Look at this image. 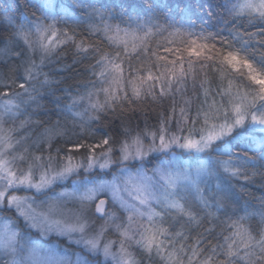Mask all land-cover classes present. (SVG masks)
<instances>
[{
  "label": "snow or ice",
  "instance_id": "snow-or-ice-1",
  "mask_svg": "<svg viewBox=\"0 0 264 264\" xmlns=\"http://www.w3.org/2000/svg\"><path fill=\"white\" fill-rule=\"evenodd\" d=\"M28 6L33 11L18 16L8 14L10 6L0 9L10 30L0 31V264H264V200L258 212L232 203L240 199L233 181L264 177V39H257L264 37V0L210 5L204 11L209 20L219 17L215 31L197 29L191 5L178 8L176 19L164 0ZM237 21L257 31L230 27ZM82 26L116 50L89 43ZM155 36H165L163 55L150 48ZM69 46L95 59L94 79L76 95L50 74L61 70L55 66ZM149 52L145 65L139 57ZM209 68L218 77L215 89ZM46 96L71 125L57 121L33 136L41 127L33 116L42 114ZM165 98L171 106L151 127L99 137L92 130L118 110L123 124L124 104L135 113L134 103ZM57 136L65 138L63 147L54 145ZM257 165L259 173L249 175ZM219 214L227 217L222 243H186L192 225L218 221ZM256 215L259 225L252 226ZM61 238L80 251L63 247Z\"/></svg>",
  "mask_w": 264,
  "mask_h": 264
},
{
  "label": "trees",
  "instance_id": "trees-1",
  "mask_svg": "<svg viewBox=\"0 0 264 264\" xmlns=\"http://www.w3.org/2000/svg\"><path fill=\"white\" fill-rule=\"evenodd\" d=\"M165 3L169 4L172 8V13L175 14V18L179 19L181 12L177 11L179 8L183 10L186 5H191L194 8L193 20L197 25V29L204 28L208 31H215L217 26V20L219 17H215L212 20H209L207 13L204 9L210 7V5L222 3L223 0H164ZM29 0H0V9H7L9 6L11 7V12L8 14L20 15L24 12L31 13L33 9L29 6ZM203 5V8L200 7ZM119 11V9H117ZM218 12H222V9H218ZM163 15V13H162ZM224 19H228L225 15ZM19 22V21H17ZM113 23H118L119 21H112ZM163 23V19L161 20ZM243 24V27L240 25ZM223 27V25H219ZM85 27L82 26L79 31L87 36L85 32ZM230 27L238 28L239 31L244 32L247 31L249 33H254L257 31V28L250 26L247 21H237L231 22ZM0 31H4L6 35H10V30L6 29V25L0 22ZM166 35V34H165ZM257 39H264V37H258ZM87 41L89 43H94L98 48L105 51H115L116 49L110 47V42L102 39L99 35L87 36ZM165 45V36H155L150 42V48L153 52H156L159 55H163L162 47ZM3 47V45H0ZM171 57H169L170 59ZM6 59V58H5ZM140 61L145 65L150 64L152 62V52H149L147 57L143 54L139 57ZM74 61H78L74 63ZM95 63V59L90 54L87 58L83 55H78L74 47H67L63 50L62 60L59 65L55 66V69H61L56 72L53 70L50 74L53 75L54 79L59 81L58 87L60 89L68 88L73 95H76L77 92H83L84 88L83 84L88 83L90 80H93L92 72L89 70L90 66ZM133 66L137 65V59L134 57L132 59ZM0 69H5L4 61H0ZM44 71L49 72V68H45ZM208 75V79L212 82V87L215 89L216 82L218 77L214 74V69L209 68L205 70ZM235 83H242L241 81H234ZM65 94L62 91H56V97H63ZM191 96V92L188 94ZM197 95H199V91H197ZM54 97L46 96L42 101V107L39 111L42 113L37 116H33V120H38L41 122V127H35L32 130V135L35 136L42 132L44 128L53 127L57 121H60L62 125H65L67 122V126L71 125V118L66 116L65 113L58 111L57 106L52 102ZM180 97H177V101H179ZM62 103H68L67 100H64ZM62 106V105H61ZM171 106V101L168 98L163 100H158V102H153L151 99H147L140 103H134L131 107H135L137 111L135 113H129L127 110L130 108L129 104H124L123 108L125 111V118L123 119V124L119 116V110L117 111L116 116L109 113L106 118H103L102 123H94L92 125V130L96 132L97 136H102L104 131H109L111 135L118 136L122 127H132L136 128L137 126L140 129H143L145 126L151 127L155 125L158 121V116L161 112H166L167 109ZM81 108H76L74 111H80ZM47 113V114H43ZM23 119V117H21ZM78 131V129L74 130ZM64 137L57 136L54 138V145L63 147L64 146ZM76 139V137H73ZM91 142V141H90ZM233 151H240V149L234 148ZM82 154V150H81ZM249 156L255 155V153L249 152ZM252 171H256L259 173L260 168L257 165L255 168L249 169V175H251ZM110 178V177H109ZM235 187L237 189L238 195L240 197L239 202L233 201L234 207L239 210L244 206H249L250 212H258L259 205L262 200H264V177L257 174L255 177H252L250 181L247 182H237L233 181ZM203 215V213H201ZM239 215H244L243 211L238 212ZM228 215H232V211L229 210ZM227 219L224 214H219L218 221H210L208 219L204 220L200 225H192L188 231L189 239L186 242L189 245L195 243L197 239H203L205 241L204 244H201V248H206L208 243L212 245H216L217 243H222V239L220 237V233L223 231L225 235H227V230L223 225V221ZM235 219V216H233ZM260 218L258 215L253 216L248 222L252 226L259 225ZM213 229V232L210 234L206 232V229ZM174 231L180 230L179 225L176 226ZM138 257H140V253L137 252ZM143 258V257H140ZM223 259V257H221ZM150 264H160L158 259H154L150 262Z\"/></svg>",
  "mask_w": 264,
  "mask_h": 264
},
{
  "label": "rangeland",
  "instance_id": "rangeland-1",
  "mask_svg": "<svg viewBox=\"0 0 264 264\" xmlns=\"http://www.w3.org/2000/svg\"><path fill=\"white\" fill-rule=\"evenodd\" d=\"M245 71H246V70H245ZM148 167L150 168L151 165H148ZM69 187H70V184H69ZM94 219L97 220V224L103 222V221H101V220H99V219H97V218H95V217H94ZM109 236H110V238H112V239H115V238H116L112 233H109ZM59 242H60V244H61L63 247H69L70 250H72V251H80V249L75 248L74 246L68 245L67 241H66L65 239H63V238H61ZM100 259H101V262H102V261H103V258L101 257Z\"/></svg>",
  "mask_w": 264,
  "mask_h": 264
}]
</instances>
